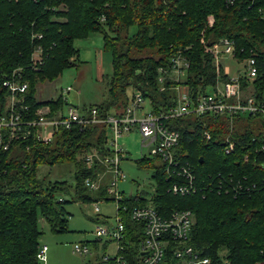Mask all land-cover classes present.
<instances>
[{"label": "trees", "instance_id": "trees-1", "mask_svg": "<svg viewBox=\"0 0 264 264\" xmlns=\"http://www.w3.org/2000/svg\"><path fill=\"white\" fill-rule=\"evenodd\" d=\"M260 8L264 0H236L233 6L224 0H0V115L7 94L2 81L17 69L28 82L25 104L30 116L45 106L52 114L61 111V96L40 102L36 88L75 67L74 41L97 33L103 38V51L110 55L112 73L107 99L94 107L101 113L121 111L129 103L127 91L139 90L151 112L158 115L175 105L177 85L198 93L214 84L216 74L206 51L211 43L226 37L235 41L237 49L260 53L264 48ZM38 47L41 63L33 66L32 54ZM177 55L189 63L186 76L177 84L166 75L160 86L159 69L169 72ZM204 121L205 128L191 116L164 122L180 134L179 156L193 169L195 194L169 192L173 181L157 159L137 161L141 167L152 168L151 203L163 217L173 211H191L194 224L187 245L201 257L214 258L223 251L233 264H264V155L249 153L244 161L246 150L262 143L264 123L251 117L235 119L232 134L239 144L233 154L225 155L221 137L228 132L226 121ZM205 130L212 134L211 140L204 139ZM107 138L105 126L91 125L83 131L60 130L49 144L15 142L7 151L0 146V264H39V220L53 234L64 232L69 216L66 203L110 201L105 186L92 192L84 185L103 167L96 163L87 167L80 158L93 150L108 154ZM63 164L74 165L73 184L37 177L39 166ZM218 174L237 180L245 177L256 187L237 196L218 193L215 185L209 186ZM67 194H71L69 201L60 198ZM121 203L133 207L146 205L148 199L123 194ZM123 217L137 259L136 243L143 238V225L127 214ZM171 249L163 264H173Z\"/></svg>", "mask_w": 264, "mask_h": 264}, {"label": "built area", "instance_id": "built-area-1", "mask_svg": "<svg viewBox=\"0 0 264 264\" xmlns=\"http://www.w3.org/2000/svg\"><path fill=\"white\" fill-rule=\"evenodd\" d=\"M235 1L224 0L228 6H233ZM259 13L264 20V8H260ZM262 49L260 53L253 49H237L235 41L226 37L211 43L206 51L211 57V64L216 74L214 84L198 93H193L188 86L177 85L174 87L177 92L175 105L158 115H154L150 108L145 112L144 105L149 106V102L144 99L141 91L135 90L128 105L121 111L101 113L97 108L92 107L81 114L69 107L66 112L62 109L52 114L50 108L45 106L30 116L29 107L25 104L28 82L23 78L21 69L14 70L9 78L2 81V87L7 94L3 114L0 115V146L3 151H7L15 142L31 141L49 144L60 130L77 127L79 131H83L91 125L105 126L108 134L106 142L108 154L102 156L93 150L80 158L87 167H92L96 163L104 169L102 175L96 179L84 181L85 187L90 191H98L102 187L103 176L108 175L105 192L110 198L109 202L115 205V224L96 227L95 241L109 246L110 249L97 258L92 259L95 252L87 243L74 245V253L80 257H89L84 264H163L166 262L167 251L173 244L175 245L171 249L173 264H233L226 257V252L222 251L214 258L201 257L187 245L194 224L191 211H173L163 217L153 207L152 196L148 198L146 205L129 207L121 203L123 193L118 191V182L124 180L125 176L119 166L122 150L118 147V140L137 132L142 147L150 149V158L161 162L167 179H172L169 192L180 196L195 194L198 188L193 169L179 156L180 134L166 127L164 122L191 116L202 121L205 128L206 118L225 120L228 132L221 137L223 153L233 154L239 144L232 134L236 129L235 119L251 117L264 123V59L261 57L264 50ZM41 54V48H36L31 59L33 66L41 63ZM224 61H228L229 66L224 64ZM188 69V61L183 56L177 55L171 59L169 72L159 69L158 84L160 86L164 84L166 75H169L170 81L178 84L186 76ZM260 134L263 137L262 143L248 148L244 153V161L248 160L249 153L264 155V129ZM203 137L205 140H211L212 134L205 130ZM211 185H215L218 193L233 196L249 193L256 187L245 177L237 180L233 175L224 174L216 175L214 181L209 183V186ZM94 211H99L97 206ZM124 214H127L131 221L143 225V238L136 243L139 253L137 259L131 252L135 244L128 240ZM46 251V246L39 247L38 261L45 262Z\"/></svg>", "mask_w": 264, "mask_h": 264}, {"label": "rangeland", "instance_id": "rangeland-1", "mask_svg": "<svg viewBox=\"0 0 264 264\" xmlns=\"http://www.w3.org/2000/svg\"><path fill=\"white\" fill-rule=\"evenodd\" d=\"M73 44L78 50L76 66L64 70L62 75L53 82L38 84L36 98L38 101H47L61 96L64 112L71 107L83 114L89 108L107 99V84L112 73L111 58L103 51L101 34L76 39ZM224 64L229 66L228 61H224ZM68 88L70 90H67ZM134 94V90L127 91L126 96L129 101ZM144 110L149 111V106L145 104ZM118 147L122 150L119 166L125 176L124 180L118 182V191L125 196L140 194L148 199L153 191L152 168L149 165L141 167L137 161L144 156L151 159L150 149L142 147L141 138L137 132L121 137L118 140ZM73 171V164L54 167L42 165L38 167L37 177L46 178L50 182L65 181L73 184ZM100 175L102 173L97 174V177ZM102 179L104 180L101 185L105 186L109 177L104 175ZM60 198L69 201L71 194L61 195ZM96 206L99 209L98 212L94 211ZM64 207L69 215L64 232L53 234L47 223L43 219L39 220L38 225L41 231L39 247L46 246L48 249L45 262L39 261V264H84L89 257H80L74 253V245L95 241L94 232L97 226L115 224L116 211L112 202L105 200L92 203L68 202Z\"/></svg>", "mask_w": 264, "mask_h": 264}, {"label": "crops", "instance_id": "crops-1", "mask_svg": "<svg viewBox=\"0 0 264 264\" xmlns=\"http://www.w3.org/2000/svg\"><path fill=\"white\" fill-rule=\"evenodd\" d=\"M48 101V100H47ZM40 102H42V101H40ZM104 180V179H103ZM100 201H102V200H100ZM96 243L95 244V246H91L90 244L91 243ZM82 243V242H81ZM85 243H87L88 245H90L91 246V248H93V250H94V252H95V254H94V257L92 258V259H95V258H97L100 254H101V252H103V249H105V251H110V249L108 248L109 246H107V245H102V244H100V243H97V241H92V242H85ZM48 250V249H47ZM89 260V259H88Z\"/></svg>", "mask_w": 264, "mask_h": 264}]
</instances>
